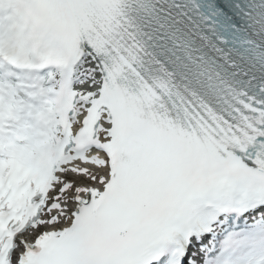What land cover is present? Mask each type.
Returning <instances> with one entry per match:
<instances>
[{"label":"snow or ice","instance_id":"snow-or-ice-1","mask_svg":"<svg viewBox=\"0 0 264 264\" xmlns=\"http://www.w3.org/2000/svg\"><path fill=\"white\" fill-rule=\"evenodd\" d=\"M0 264H264V0H0Z\"/></svg>","mask_w":264,"mask_h":264}]
</instances>
